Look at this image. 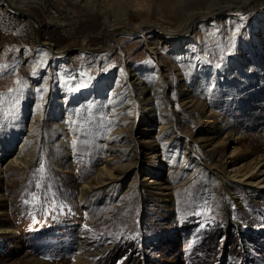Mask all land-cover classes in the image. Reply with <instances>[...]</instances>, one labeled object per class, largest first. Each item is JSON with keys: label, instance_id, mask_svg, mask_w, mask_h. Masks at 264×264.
<instances>
[{"label": "rangeland", "instance_id": "1", "mask_svg": "<svg viewBox=\"0 0 264 264\" xmlns=\"http://www.w3.org/2000/svg\"><path fill=\"white\" fill-rule=\"evenodd\" d=\"M14 1L26 14L0 1V264H264V184L230 174L264 157V0ZM38 36L56 60L40 76L25 62ZM132 132L137 178L97 184L109 153V168L135 158Z\"/></svg>", "mask_w": 264, "mask_h": 264}, {"label": "bare ground", "instance_id": "2", "mask_svg": "<svg viewBox=\"0 0 264 264\" xmlns=\"http://www.w3.org/2000/svg\"><path fill=\"white\" fill-rule=\"evenodd\" d=\"M0 1H4L6 3V5L11 9V11L14 14H22V15L26 14L24 12L18 13L19 7H16V6L19 3L16 4V2L14 0H0ZM75 1L79 2L80 0H75ZM222 11L223 10L221 8V9L217 10V14H215V11L210 13V14H200L199 16L193 18V21L196 22V18L199 20L208 19L209 15L215 16V15L221 14ZM29 13H30V15L34 16V14L32 12H29ZM148 27L150 29V33H153L154 36H155V34L162 33V32L163 33L171 32V29L164 28L161 25L156 24V23L150 24V25H148ZM141 31H143V30H141ZM186 32L189 33L190 28H188V30ZM133 33H135V32H133ZM37 42L38 43H37L36 49H34L32 51H27L25 53L26 58H28L25 62L28 64V68H29L30 73L40 76L42 70H44V69H48L49 71H53L54 65L56 64V60H54V58L52 57V55L54 54L53 53V44L43 42L42 39L40 38V36L37 37ZM39 50H42V51L48 50V52H50V53L47 57L43 58V56H38L37 53L39 52ZM39 68H41V69H39ZM139 97H143V95H140ZM162 130H164L163 126H162L161 131ZM132 143H134V145L136 147L134 150L135 158H131L129 163H120L115 167L109 168V163H111V160L113 159L112 157L114 156L112 153H109L108 154L109 159H107L105 161V163H103V166L101 167V171L98 174L97 184H106V183H108L109 180L113 181L115 179L126 177L132 171H135V173H136L135 178H137V176L141 170V163H140L141 161L138 160V156H139L138 148H139V146L142 145L143 139H140L139 137H137L135 135L134 132H132L131 135L129 136L128 144L130 145ZM14 162L17 163L18 161H14ZM230 174H231V177L233 179H238L239 181L245 183L246 185L264 184V157L260 158V160L255 162L254 166L250 167V168L249 167L246 168V166H244V165L234 166L233 168H231ZM175 178H176L175 171L173 169L172 170L170 169V174H169L168 178L166 179L165 182L163 181L160 183V185H158V187H159L158 189H162L163 191H165L167 189H171L172 185L175 181ZM228 179H229V177H228ZM145 181H147L149 184H152L154 182V179L151 176H146ZM92 187H93L92 182H87L85 184V188H92Z\"/></svg>", "mask_w": 264, "mask_h": 264}, {"label": "built area", "instance_id": "3", "mask_svg": "<svg viewBox=\"0 0 264 264\" xmlns=\"http://www.w3.org/2000/svg\"><path fill=\"white\" fill-rule=\"evenodd\" d=\"M71 20V19H70ZM74 22V21H73ZM77 24V23H76Z\"/></svg>", "mask_w": 264, "mask_h": 264}]
</instances>
